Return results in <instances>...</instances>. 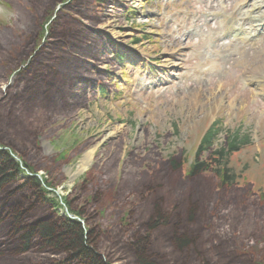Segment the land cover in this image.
<instances>
[{"label":"trees","instance_id":"obj_1","mask_svg":"<svg viewBox=\"0 0 264 264\" xmlns=\"http://www.w3.org/2000/svg\"><path fill=\"white\" fill-rule=\"evenodd\" d=\"M67 1L40 0L30 39L15 59L0 49V61L12 75L17 72L7 90L0 84V146L8 149L0 152V264H260L237 247L234 237L239 227L240 243L261 237L256 215L244 213L246 196L234 189L224 156L238 150L237 141L216 151L214 158H200L187 176L176 156L151 170L124 173L114 197L126 202L137 198L139 204H131L129 222L112 230H104L98 221L106 191L99 183L94 188L86 182L76 199L65 201L81 224L59 217L54 202L46 200L42 185L52 187L49 180L20 177L23 168L36 174L24 160L39 156L38 139L51 122L83 108L86 82L92 77L87 61H96L103 48L98 35L69 19L92 3L69 0L56 12ZM106 3L100 0L99 7ZM101 16L91 11L84 18L98 27ZM4 35L1 31V41ZM216 134L215 128L209 131L202 150L213 145ZM88 193L90 202L84 198ZM210 207L217 212L213 218ZM223 216L229 221L220 229Z\"/></svg>","mask_w":264,"mask_h":264},{"label":"rangeland","instance_id":"obj_2","mask_svg":"<svg viewBox=\"0 0 264 264\" xmlns=\"http://www.w3.org/2000/svg\"><path fill=\"white\" fill-rule=\"evenodd\" d=\"M115 1L131 10L130 15H124L120 9L115 13L109 10L105 13L109 17H105L100 26L110 36L142 54L146 61L145 69L139 70L138 81L137 73L134 78L133 75L129 76L132 82L119 99L103 98L89 110L54 119L39 139V156H30L24 162L38 173H43L53 189L65 186L67 189L64 188L63 199H76L80 194L79 189L86 182H93L94 188L97 183L102 185L106 191L101 206L97 208V217L104 230H112L129 222L131 204H139L137 198H131L128 202L123 198L115 199V186L122 175L151 170L160 161L172 156H176L180 164L186 160L188 162L189 149L199 144L214 121L220 120L223 129L217 145L224 141L230 131L241 135L248 133L252 139V147L233 157L230 166L238 174L246 166L234 189L246 196L243 197L244 213L256 215L261 237L240 243L241 236H238L242 227L235 229L234 237L238 238L237 247L242 252L251 254L258 263L264 264V200L258 196L260 193L264 195V80L261 81L263 86L258 87L238 78L235 84L228 81L222 88L219 83L223 82L222 77L212 76L206 82L185 80L186 71H182L172 73L178 77L171 78V86L144 88V74L149 62L156 61L152 68L162 70V79L169 75L166 49L170 50L168 54L173 50L167 46L166 40L173 42L178 24L181 36L192 29L193 24L189 27L186 25L191 17L186 15L190 0ZM6 2L8 0H0V32L5 31L6 34L0 46L8 51L11 59H15L13 57L30 39V28L39 11H32L34 0ZM138 39L142 41L136 45ZM199 53L200 50L194 47L186 52L189 57H197ZM258 55L262 63L256 66L255 72L263 75L264 49H260ZM125 56L134 59L130 53ZM234 67L242 68L240 65ZM181 75L182 79L179 77ZM114 76L119 78L123 75L117 71ZM11 78L10 68L1 61L2 89L6 88ZM245 90L249 92L243 94ZM89 153L92 154L90 165L80 175L77 174L76 170ZM187 162L184 165L186 172ZM48 196L60 207L59 199L52 192ZM84 198L90 202L91 193ZM210 208V217L213 218L217 212ZM228 218L223 216L220 219V229L227 227Z\"/></svg>","mask_w":264,"mask_h":264},{"label":"bare ground","instance_id":"obj_3","mask_svg":"<svg viewBox=\"0 0 264 264\" xmlns=\"http://www.w3.org/2000/svg\"><path fill=\"white\" fill-rule=\"evenodd\" d=\"M262 1L263 2H260L259 4H256L253 7L254 13L256 11L260 10L262 6H264V0H262ZM244 4H246V0H244ZM232 9H233V6H232ZM241 9H242V4L236 8V12L241 11ZM224 13L226 15H229V13H227V12H224ZM231 16L233 17V14ZM225 19L228 20L229 17L225 16ZM239 20L244 22L242 15H241ZM245 20L249 23V25L251 27V33L248 34L246 32H243L245 35H252V34L256 35L258 31L264 30V17L247 16V18H245ZM243 40L244 39L242 38V39L236 40L235 42L230 41V45L232 48L236 49L237 46H240V44H236V43H241V42H243ZM0 42H1V40H0ZM215 61L221 65H228V64H230L232 59L230 57H227V56H218ZM91 160H92V154L91 153L86 154V156L83 158L82 165H80L78 167V169L76 170V173L80 175L84 170H86V168L90 165ZM77 174H75V175H77Z\"/></svg>","mask_w":264,"mask_h":264}]
</instances>
